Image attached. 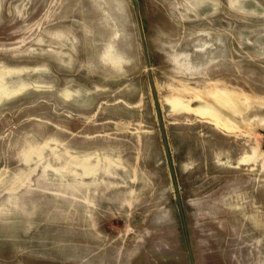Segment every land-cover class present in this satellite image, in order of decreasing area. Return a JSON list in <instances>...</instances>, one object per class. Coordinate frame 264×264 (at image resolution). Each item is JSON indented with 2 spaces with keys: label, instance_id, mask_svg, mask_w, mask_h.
<instances>
[{
  "label": "rangeland",
  "instance_id": "374dc122",
  "mask_svg": "<svg viewBox=\"0 0 264 264\" xmlns=\"http://www.w3.org/2000/svg\"><path fill=\"white\" fill-rule=\"evenodd\" d=\"M137 3L0 0V264H264V0Z\"/></svg>",
  "mask_w": 264,
  "mask_h": 264
},
{
  "label": "flooded vegetation",
  "instance_id": "af4514ba",
  "mask_svg": "<svg viewBox=\"0 0 264 264\" xmlns=\"http://www.w3.org/2000/svg\"><path fill=\"white\" fill-rule=\"evenodd\" d=\"M183 226H184V222H183ZM184 233H185V238H186V242H187V246H188V249H189V254H190V259H191V264H193V260H192V256H191V250H190V244L188 242V235L186 233V228L184 226Z\"/></svg>",
  "mask_w": 264,
  "mask_h": 264
},
{
  "label": "water",
  "instance_id": "95a60500",
  "mask_svg": "<svg viewBox=\"0 0 264 264\" xmlns=\"http://www.w3.org/2000/svg\"><path fill=\"white\" fill-rule=\"evenodd\" d=\"M134 2H135V4H136V10H137V8H138V3H137V0H133ZM145 60H146V64H147V66H148V61H147V56H146V53H145Z\"/></svg>",
  "mask_w": 264,
  "mask_h": 264
}]
</instances>
